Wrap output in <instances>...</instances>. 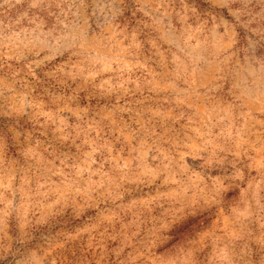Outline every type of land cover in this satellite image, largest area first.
I'll list each match as a JSON object with an SVG mask.
<instances>
[{
	"label": "rangeland",
	"instance_id": "1",
	"mask_svg": "<svg viewBox=\"0 0 264 264\" xmlns=\"http://www.w3.org/2000/svg\"><path fill=\"white\" fill-rule=\"evenodd\" d=\"M0 264H264V0H0Z\"/></svg>",
	"mask_w": 264,
	"mask_h": 264
}]
</instances>
